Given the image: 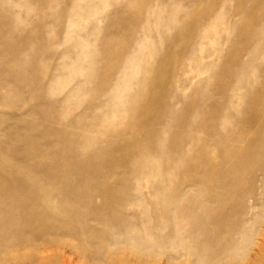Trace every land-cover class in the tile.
<instances>
[{
  "label": "rangeland",
  "instance_id": "374dc122",
  "mask_svg": "<svg viewBox=\"0 0 264 264\" xmlns=\"http://www.w3.org/2000/svg\"><path fill=\"white\" fill-rule=\"evenodd\" d=\"M26 1L30 53L0 17L1 167L18 170L17 180L0 175L2 198L17 189L41 221L85 222L82 233H19L0 264H264V108L251 100L261 89L233 86L254 68L263 82L264 0H102L79 27L65 20L98 1ZM156 7L172 25L148 24ZM51 37L55 56L37 49ZM132 51L142 53L133 77L122 74ZM219 119L232 121L221 141Z\"/></svg>",
  "mask_w": 264,
  "mask_h": 264
},
{
  "label": "bare ground",
  "instance_id": "6f19581e",
  "mask_svg": "<svg viewBox=\"0 0 264 264\" xmlns=\"http://www.w3.org/2000/svg\"><path fill=\"white\" fill-rule=\"evenodd\" d=\"M95 1H98L96 6L90 5V6L84 7L82 9V11H80L78 13L75 12L74 15H71L69 19L67 18L65 20V22L67 24L73 23V26H76V27L81 26L82 25L81 21L83 19H86L89 16H91L94 13V11L97 9L96 7H98L99 4H101L102 0H95ZM77 2H78V4H80L81 0H77ZM153 10L154 11L151 12V14L147 20L149 25H152V24H155V25L156 24L172 25L171 21H164L163 10H160L157 7L153 8ZM33 11H34V8L33 9L31 8L29 1H26V0H0V17L1 18L4 17L10 23V33H8L7 36L10 39L11 38H13L15 40L18 39V41H21L20 43L25 42V44L30 47V51L28 50L29 53L31 51H33L34 44L31 43L28 40V38L24 37V36L25 35L28 36L35 31L34 28L30 27V25L28 23V19H27L28 16ZM95 14H99V12H95ZM91 25L95 26V24H91ZM0 26H1V22H0ZM23 32L26 33L24 36H23ZM75 34H77V32H75ZM59 36H62V38H64V44L65 43L71 44V47L74 50L79 51L80 53H83V54H84V51L89 52L90 46H88V47L86 46L87 48L86 47L81 48L82 43L77 42L76 39H74L75 41L72 39V37H73L72 32L67 33V35L60 32ZM56 38H57V36H56ZM52 39H54V38L51 37L49 39H46L45 41H41L40 43L37 44V49L39 47L40 50L43 49V51L51 53L53 56H55L56 49H55L54 45L49 44L50 46L48 48L45 46ZM70 41H72V42H70ZM17 46H18V43H16L15 45L13 44V46H11L10 48L12 50H16ZM141 55H142V53L140 51H132V53L129 56L130 60L127 61L125 68H124V71L122 72L123 75L124 74H130L133 77L136 74L137 66H136L134 61H135V59H138V57H140ZM82 61L83 60H81L79 58L74 64L75 67L78 66V64L81 63ZM68 68L70 69V67H67L66 65H62V66L57 67V71H62V72L66 73L69 70ZM242 70L243 71L245 70V65H243L242 68L240 66L235 67L234 72H235V74H238ZM262 73H263V71L261 72V74ZM242 77H244V78H242ZM261 78L262 77L260 75V79H259L257 69L254 68V70L251 71L248 75L240 76V79L238 77L237 81L233 84V86H235V90H239V88H245L247 90H251V87H255V86H257V88L260 87L259 89H261V91H260L261 94L252 96L251 100L254 103L260 104L264 108V79L262 82ZM10 82L12 83L11 85H13V86L18 85V81H16L15 78L13 80H11ZM120 83H126V80L122 79V81ZM239 86H242V87H239ZM214 124L215 123L211 124V126H210L211 128H209L207 130L208 133L209 132L211 133V131L214 129V126H215ZM230 128H232V121H228L226 119H219V121H217V123H216V136L217 137L220 136V138H218V139H220V141L222 140V138L224 136H227L228 132L230 131ZM230 138H231L230 140L233 142H240L241 139L243 138L242 140L245 141V143L248 142V144L253 141V139L251 141V139L246 137V135H244V136H242L240 134L237 135V133H232L230 135ZM254 139H255V137H254ZM253 143H255V141H253ZM8 154L9 153H6L2 157H0V175H2L7 180H17V175H18L17 165H11V167H9L8 169H5V170H3L1 167V164L6 162V160L8 159ZM146 168H148V167L144 166V169H146ZM240 168H241V166L236 167L235 168L236 170L231 173L232 179H234V180L238 179V175L241 172ZM31 183H33V182H31ZM33 193L36 194V192H33ZM3 195H4V190L2 187V181L0 179V213L1 214L3 213L5 215V216H1V214H0V234L2 232L5 233L7 231L13 230V235H11V236H9V235L0 236V247H5L7 249L10 248L12 246L13 242L18 237L19 233L25 232L27 230H34L36 227L37 228L35 230H39L40 228H43L42 231L43 230L45 231L46 229H48V230L59 229V230H62L66 233H69V234H70L71 230L75 229V228H77L76 230L79 233L83 232V226H84L83 224L85 222V219H83L79 216H75V217H66L65 216V217H61V218H56L55 221L48 223L45 221H41L39 215L32 214L31 210L22 208L24 205H27V206L32 208L33 206L37 205L36 200H34L32 198L31 199L24 198L23 194L17 189H15L14 191H12L10 193V199H8V200H4L2 198ZM29 195H31V194H29ZM216 198H218V197L216 196ZM23 203H25V204L22 205ZM100 220L102 221L103 226L110 224V225L116 227L119 230V232L121 233V235L124 236V240L131 241V242L139 240V238L137 237V235H138L137 231L135 229L125 228L121 222L116 220L115 217L109 218V219H105V218L100 217ZM224 220L225 219H222L221 216L219 215V213H217V211H216V241H218V239L220 238V232L222 231L221 227L223 225ZM40 225H41V227H40ZM233 234H234V232H233ZM173 240H174L173 237H166L165 243H171V242H173ZM233 242H235V241L233 240ZM116 244H119V241L116 242ZM152 246H154V245H152ZM260 247H261L260 252L263 253L264 252V242Z\"/></svg>",
  "mask_w": 264,
  "mask_h": 264
}]
</instances>
